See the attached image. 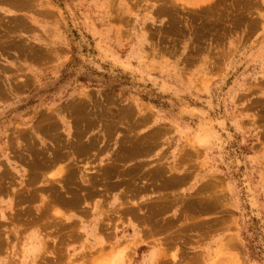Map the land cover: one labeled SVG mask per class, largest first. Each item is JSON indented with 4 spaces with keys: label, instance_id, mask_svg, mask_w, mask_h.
Masks as SVG:
<instances>
[{
    "label": "rangeland",
    "instance_id": "374dc122",
    "mask_svg": "<svg viewBox=\"0 0 264 264\" xmlns=\"http://www.w3.org/2000/svg\"><path fill=\"white\" fill-rule=\"evenodd\" d=\"M114 261L264 264V0H0V264Z\"/></svg>",
    "mask_w": 264,
    "mask_h": 264
},
{
    "label": "bare ground",
    "instance_id": "6f19581e",
    "mask_svg": "<svg viewBox=\"0 0 264 264\" xmlns=\"http://www.w3.org/2000/svg\"><path fill=\"white\" fill-rule=\"evenodd\" d=\"M192 3H193V6H196V5H198V2L197 1H192ZM192 6V5H191ZM82 155V154H81ZM42 156V155H41ZM77 157V156H76ZM59 158V157H58ZM39 159V158H38ZM53 162H54V160H53ZM40 164V163H39ZM53 164V163H52ZM58 165V164H57ZM115 167V166H114ZM61 170V169H60ZM63 170V169H62ZM57 171V170H56ZM55 172V171H54ZM58 172V171H57ZM40 173V172H39ZM63 173V172H62ZM57 174H56V172L55 173H49V176L48 177H50V178H54V177H57L56 176ZM64 178V174H62V176L60 177V179L62 180ZM58 179H59V177H57V178H54L53 180H54V182L53 183H56L57 181H58ZM60 179H59V181H60ZM76 196V195H75ZM70 199V198H69ZM135 206H137V204L135 203ZM138 208V207H137ZM109 255V254H108ZM109 258V257H108ZM117 262V261H116ZM113 264H116L115 263V261L114 262H112ZM111 263V264H112Z\"/></svg>",
    "mask_w": 264,
    "mask_h": 264
},
{
    "label": "crops",
    "instance_id": "0c3cea01",
    "mask_svg": "<svg viewBox=\"0 0 264 264\" xmlns=\"http://www.w3.org/2000/svg\"><path fill=\"white\" fill-rule=\"evenodd\" d=\"M141 232H142V231H139L138 234L141 233Z\"/></svg>",
    "mask_w": 264,
    "mask_h": 264
}]
</instances>
